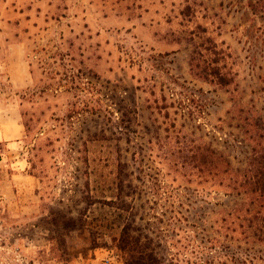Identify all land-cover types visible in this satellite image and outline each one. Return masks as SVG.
I'll return each instance as SVG.
<instances>
[{"label": "rangeland", "instance_id": "1", "mask_svg": "<svg viewBox=\"0 0 264 264\" xmlns=\"http://www.w3.org/2000/svg\"><path fill=\"white\" fill-rule=\"evenodd\" d=\"M8 42L26 44L32 63L20 89L10 72L21 70L0 66V105L20 107L32 182L20 208L0 196V264H123L113 237L133 217L162 264H264L263 246L226 230L249 218V201L202 164L210 144L245 166L240 107L264 128V0H0ZM214 60L229 92L200 80ZM64 215L88 240L52 243Z\"/></svg>", "mask_w": 264, "mask_h": 264}, {"label": "trees", "instance_id": "2", "mask_svg": "<svg viewBox=\"0 0 264 264\" xmlns=\"http://www.w3.org/2000/svg\"><path fill=\"white\" fill-rule=\"evenodd\" d=\"M191 41L192 44H194V39ZM195 59L193 54L191 59L192 69ZM212 62V65L218 66L209 67L208 70L210 71L204 76V79L214 85L229 89L231 84L234 83V80L228 78L227 73L223 72V66H219L218 60ZM240 108L238 124L242 133L241 143H246L249 146L245 166L243 168H234L230 160L227 159V156L220 152L218 153V151L211 148L212 145L210 144L204 146L206 151L204 152L202 164L204 165V173L209 176H221L220 185L224 184L226 187H231V190H237L238 194H242L244 199L249 201V208H247L245 212V215H247L246 217L249 218H244V221L239 223L238 226H236L235 220L232 221L229 226H226V230H231L235 233L240 230L241 234L245 236V243H253L264 247V128L262 129L259 127L256 122H251V118H246L243 107ZM24 125L26 127L25 123ZM227 180L229 183L226 184ZM122 191L123 188H120L117 194V201L115 202L117 205H120V207L121 201H124V194ZM122 209L125 210V207ZM84 212H86V210H84L81 215H83ZM228 215L234 216L235 214H231L230 212ZM57 216L58 215L54 216V220H57ZM117 216L118 218H122L123 212H119ZM236 218L239 219L240 215L236 216ZM62 219L63 224H54L53 221L50 222L52 224L50 229L54 234L52 243L54 242L60 245L57 240L59 238L63 239L65 236L69 235L81 236L82 240H88L83 234H85V231H89V228L83 221L78 223L76 218L67 217L66 215H64ZM119 228V234L114 235L113 239L116 242V248L122 255L123 264H162V257L158 250L161 244L155 245L154 239L147 233L145 234V229L141 225H137L136 218L133 217L130 224L119 226ZM93 240L95 243L90 244V247H98L97 238ZM202 250L204 251V249ZM209 251L212 252V250ZM261 251L264 253V249ZM209 255H212L210 257H214L213 254ZM245 255L248 257L250 254L246 253ZM252 257V259H256V257ZM208 259L210 258L207 256H204V259L199 257L193 264H208ZM242 260L243 259H241V261ZM246 260H249V258ZM242 262L245 263L246 261L243 260ZM56 263H63L62 254L57 256ZM64 264L67 263L64 262Z\"/></svg>", "mask_w": 264, "mask_h": 264}, {"label": "crops", "instance_id": "3", "mask_svg": "<svg viewBox=\"0 0 264 264\" xmlns=\"http://www.w3.org/2000/svg\"><path fill=\"white\" fill-rule=\"evenodd\" d=\"M173 42L176 41L173 40ZM0 53L8 58L6 61H2L0 66L7 64L21 70L19 73L15 72L16 70H11L12 86L15 89L31 86L33 82L32 63L27 45L17 42L2 43L0 44ZM189 66L191 69L190 63ZM200 80L209 84L210 89L230 91L214 85L204 78ZM26 136L27 131L20 107L13 103L10 106L0 105V196L11 198L10 204L17 208L23 206L20 203L21 196L28 194V185L32 182V175L27 169H23L24 165H28L27 154L24 152Z\"/></svg>", "mask_w": 264, "mask_h": 264}, {"label": "built area", "instance_id": "4", "mask_svg": "<svg viewBox=\"0 0 264 264\" xmlns=\"http://www.w3.org/2000/svg\"><path fill=\"white\" fill-rule=\"evenodd\" d=\"M104 263L105 264H112L113 263V259L112 258H106Z\"/></svg>", "mask_w": 264, "mask_h": 264}]
</instances>
